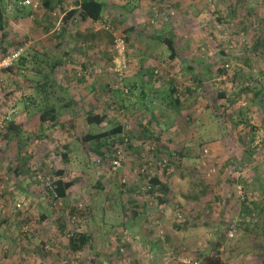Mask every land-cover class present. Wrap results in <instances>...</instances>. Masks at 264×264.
Listing matches in <instances>:
<instances>
[{
	"label": "rangeland",
	"instance_id": "1",
	"mask_svg": "<svg viewBox=\"0 0 264 264\" xmlns=\"http://www.w3.org/2000/svg\"><path fill=\"white\" fill-rule=\"evenodd\" d=\"M21 1L0 0V7L9 18V49L23 41L19 46L29 56L36 40L47 46L30 34L43 0ZM233 1L244 13L239 11L236 19L222 17ZM159 6L156 10L171 8L174 13L158 24L181 25L174 37L177 57L169 59L162 44L145 37L156 50L141 57L123 24L93 23L94 31L103 32L105 61L109 53L110 61L75 69L76 78H100L89 97L75 83L62 81L68 87L64 92L57 83L47 86L62 119L57 127L49 121L45 131L31 130L39 124V110L45 109L39 105L40 94L33 92V66L16 61L11 70L0 72V119L10 115L22 125L28 114L29 121L12 139L0 127V264H264V0H186L184 25L181 12L165 3ZM144 15L138 11L127 23L144 21L145 28L150 15ZM50 17L60 23L57 10ZM244 36L262 37L255 53L244 50ZM116 37L126 42L124 67L114 55ZM136 58L151 63L143 77L164 82L155 94L157 103L165 99L159 117H169L162 130L159 118L152 117L150 124L145 120L149 116L140 105ZM186 63L195 66L200 79L196 88L190 86L194 81ZM202 63H209L211 71L200 69ZM118 67L127 92L113 87L119 83ZM254 87L262 90L261 98L243 92ZM219 90L233 93L232 101L216 99ZM77 93L84 107L70 104L69 97ZM148 98L144 101L151 102ZM69 109H77L75 127L69 124ZM88 109L105 112L102 122L87 123ZM117 125L123 132L101 139L99 147L78 140ZM121 134L130 141L120 143ZM114 147L123 149V160L112 171L110 153L104 151ZM59 169L65 180L73 181L64 200L49 196L47 181L42 183L44 174ZM154 177L165 191L156 185L150 192ZM97 182L102 186L96 188ZM74 230L91 235L83 252H69L68 236Z\"/></svg>",
	"mask_w": 264,
	"mask_h": 264
},
{
	"label": "crops",
	"instance_id": "2",
	"mask_svg": "<svg viewBox=\"0 0 264 264\" xmlns=\"http://www.w3.org/2000/svg\"><path fill=\"white\" fill-rule=\"evenodd\" d=\"M46 1L47 2L43 3L42 7L39 9L40 15L34 18V25H33V27L31 26L32 28L30 29V34L33 35V37H35V39L36 38L39 40L42 39V42L45 41V44L47 43L46 44L47 46H44L43 43H42V45L39 44L40 41L36 40V42L37 41L38 42H37V45L35 42L33 50H32V48L28 49V53L33 51V54L35 52V55H33L32 53H31V55L28 54L29 56H26V60H27L26 64L27 65L29 64L33 67L39 66V65H43L46 67L45 64L39 63V60H40L39 54L40 53L42 54L45 51L52 52V54L56 57L55 63L57 64L56 69H55V73L53 76L54 83L59 84L60 89H63V92L66 91V89L68 88L67 86H64L63 83H71V84L75 83L74 87H78V86L82 87L83 88L82 92H87L88 93L87 97H89V91H91L94 88V86H98V84L101 83L99 80L100 78L95 77V79L94 78L89 79V78L81 77L79 79V78L75 77L74 71H76L75 69H79L80 67H92L97 63H102V64L106 63L108 65V62L110 61L111 56L109 53L108 56L106 57L107 59L105 61L104 50L106 49L107 45L105 44V40L103 38V32L94 31L91 28L92 27L91 25L93 24V22H91L90 20L83 21L79 18L72 20L65 27H62L61 19H62L63 15L68 10H71L73 8L78 7L77 1H79V0H46ZM101 1H103V3L105 4V7L102 11L101 18L98 21H103V22L107 23L108 25H110L111 22H113L115 25L117 23H119V25H121V26L123 24L122 29L126 33H128V41H129L130 45L131 46L134 45V49L138 51V53L140 54L141 57H143V55H146L149 50L154 48L152 43L148 44L142 38V37H145V38H149L148 40H153L154 38L152 37V34L148 33V32L146 34V32H142L143 30L151 29V32L153 31L154 33L161 30V33H165V34L167 33L170 36L176 37L179 34L177 31V28H178V26H181V25H179V23L175 22L174 23L175 25L171 28H166L165 26L160 25L158 30H156V29H154V27L148 26L147 23H146L147 27L144 28V25H145L144 21L139 22V24L138 23L132 24L130 22L127 23L128 20H131L133 17L135 19L138 11L140 13L143 12L145 14L144 18H148L149 13L153 8H155V7L159 8L160 7L159 5H161V3H165V5H169V6L173 7L174 9H176L177 12L178 11L181 12L180 23H182L183 25L185 23L186 0H101ZM235 3L236 2L233 1L229 6H226L223 8V9H225V16H222V17H225L228 19V17L231 18L234 16L233 18L236 19V16L238 17V14L240 12L244 13L242 8L236 7L234 5ZM219 7L221 8L223 6L219 5ZM56 10L58 11V14L60 16L59 17L60 23L57 21L55 23L54 18L50 17L51 12H54ZM6 18L9 21V18L7 15H6ZM51 20L54 23L53 24L54 27L53 28L50 27L49 29H46V27L49 26V22ZM122 20H124L123 21L124 23L121 22ZM115 22H117V23H115ZM125 23H127V24H125ZM50 34H51V36H49ZM45 36H47V37H45ZM48 36L50 38H53V40L46 39V38H48ZM24 37H25V35H24ZM24 37H23V39H24ZM155 50L156 49L154 48L153 51H155ZM164 50H165V48H164ZM134 63H135V66L139 67L136 72L138 74H140L139 80H138L139 85H137V87L142 88V90H143L141 92V95H140V97L143 99L141 101L142 103H140V105H142L144 107V111L146 110V114L149 116L145 120L148 122V124H150L151 121H154V120H150L152 117H156V119L159 118L157 121L159 122L160 130H162L161 126L163 125V123L167 122V119L169 117H167V115H166L165 121L159 117L161 115L160 111H162V109H163L162 108L163 107L162 102L165 99L162 100V98L159 97V99L162 101H159L157 103V100L155 99V94L160 92V88L162 87L161 84L164 82H162L160 84L159 81L155 80L156 77H154V76H152L153 79H151V80L142 76V74H145V72L148 73V69L151 68L150 67L151 63H149V65L147 66L144 59H141V58L140 59L136 58V61ZM33 76L39 77V75L35 74L34 72H33L32 78H33ZM36 79H37V77H36ZM62 81H63V83H62ZM77 82H79V83H77ZM195 83L196 82H194V83L191 82L190 86H193L194 88H196ZM146 87H148V88H146ZM149 88H151V89L154 88V90L148 91L147 89H149ZM178 88L180 89V87H178ZM170 91H172V90H170ZM147 94H149L150 96H148ZM40 97L42 98V96H40ZM48 97H49V93H48ZM147 97H149L148 99L151 102L144 101V99ZM69 98L71 100L70 104L72 102H74L76 105V108H81V106L84 107L79 93H77L75 96H70ZM85 99H87V98H84L83 100H85ZM154 100H156V101H154ZM49 103L53 105L50 97H49ZM157 105H158V107H156ZM54 107H55V105H54ZM66 109H68V108H65V110ZM55 110L58 114V122H55V123H51L49 121L48 122L50 123V125H52V126L56 125L54 127H57L59 125V122H62V119H60L61 117H60V115L58 113V109L56 107H55ZM71 110L72 109H69V115H72V117H75L77 109H74V110H72V112H70ZM104 113L105 112L95 113V114H99L100 116H103ZM27 117H28V114H27ZM27 117H25L24 120H27L26 122L28 124L29 121H28ZM73 119H76V118H73ZM26 122H24L22 124V128H24L27 125ZM48 122L41 123L39 120V124L37 125V127L31 128V130L40 131L42 129L45 131V129H46L45 127L47 126L45 123L49 124ZM168 130L169 129H166V131H168ZM48 134H51V133L48 132ZM171 134H172V132H171ZM166 135H169V132H167Z\"/></svg>",
	"mask_w": 264,
	"mask_h": 264
},
{
	"label": "trees",
	"instance_id": "3",
	"mask_svg": "<svg viewBox=\"0 0 264 264\" xmlns=\"http://www.w3.org/2000/svg\"><path fill=\"white\" fill-rule=\"evenodd\" d=\"M45 2H47V1L44 0L43 3H45ZM77 3H78V7L73 8L71 10H68L63 15V17L61 19L62 27H65L67 24H69V22H71L72 20H74L76 18H79L83 21L90 20L93 23L95 21L100 20V18L102 16V11L105 7V4L103 3V1H101V0H79V1H77ZM238 6L239 5L236 4V7H238ZM156 9H160V8L155 7L153 10L150 11V13H149L150 19H149L148 25L151 27H154V29L158 30L161 23L158 24L157 23L158 21L151 22V19L157 20L153 16V13L157 11ZM169 9H171V8H169ZM5 14L6 13L3 10V8L0 7V57H2L8 51H11L9 49V47L13 46V43L10 41L8 34H7L8 19L6 18ZM246 16H244V17L246 18ZM233 17H231V18H233ZM167 20H169V19H167ZM217 20L219 23H221V17H217ZM166 21H163V22H166ZM150 23H154L155 25H151ZM53 24L54 23L51 20L49 22V26H47L46 29H49L50 27H52ZM257 28H258V26L255 27L254 30H256ZM259 29L262 30V28H259ZM151 34H152V37L154 38L153 40L159 42V44H162V46H164L165 50L169 52V59H174L177 57L176 42H175L173 36H170L167 33L166 34L161 33V30L156 32V33L153 32ZM242 36H243V33H242ZM242 40L244 43V45H243L244 50L245 51L250 50L254 53L257 51V49L261 45V42H263L262 37L261 38L258 37L257 39H252V38L247 39L244 36ZM22 42H19V43L22 45ZM19 45L15 46L14 49L22 47ZM14 49H12V50H14ZM39 58H40L39 63L45 64L46 67L43 65H39V66L34 67L35 74L39 75V77L36 76L37 79H33V81H34V83H32L33 92H35L37 95L40 94V96H42L39 105L45 106L44 110H42V111L39 110L40 113L38 115V118H39L41 123L48 122V121H50L51 123H55V122H58V114L55 110L54 105L49 103V97H48V93L46 92V89H47L48 85L52 86L55 84L53 76H54L56 65H57L55 63L56 57L52 54V52L45 51L42 54L41 53L39 54ZM26 61H27L26 56L23 53L21 55V57L19 58L18 63L25 64ZM12 68L13 67H10V68L4 70V72H7V71L11 70ZM194 68H195V66L193 64L186 63L185 70H187L190 73L192 72L193 81L196 83H199L200 79L197 76V74L195 72H193ZM200 69H202L204 72L211 71V67L209 66V63L208 64L202 63ZM174 90H176V89H173V92H174ZM243 92H245V93L251 92L254 95V98H258V97L261 98V96H262L261 95L262 90L260 88H258V89H256L255 87L250 88V89L245 88ZM231 95H233V93H230L227 90H219L216 99H226L229 102V100H230L229 98ZM174 98L178 104V98L177 97H174ZM231 101L232 100H230V102ZM255 101H259V99H255ZM67 105H70V104L67 103ZM93 113L94 112L90 111L89 109L86 111L87 123H89V124L101 123L103 118H104V115L100 116L99 114H95V113L93 114ZM222 115H223V113H222ZM218 116H220V114L219 115L217 114V117ZM73 118L74 117H72V119H71L73 121H70L69 124L71 126L75 127L77 119H73ZM224 126H225V123H224ZM221 127L223 128V126H221ZM21 129H22V125L17 123L15 120L8 121L5 125V130H6L7 135H8L7 139H12L14 136L19 135V133L21 132ZM121 132H123V126L117 125L114 128H112L111 131H109V132L104 131V132H100V133H87V134H84L82 137H79L78 140L81 143H85V142L86 143L87 142L96 143L97 144L96 147H99L101 139L107 138L108 136L119 135ZM123 137L127 138V141H130V138L128 137V135H122L121 134L120 137L118 138V141L120 143L124 142ZM116 149H117V147L113 148V150H116ZM108 150L109 149L106 148V150H105L106 152L104 151V154L110 153L112 151V149H110V151H108ZM174 154H175V152H174ZM15 171L17 172V169H15ZM44 176L46 177V179L44 177V180L42 181V183H45L47 181V184L44 186V188H45L46 192L49 194V196H51L55 200L66 199L67 196L69 195L73 181L72 180L67 181L63 178V170H61V169L56 170L53 175H48L46 173V174H44ZM39 180H41V179L39 178ZM151 183H152V187L150 190L151 193L155 192L156 188L154 186H156V185L161 186V189L163 191L166 190L165 187L162 184H160V181L155 177L151 178ZM94 186L97 188V187H101L102 184L97 182L94 184ZM158 189L159 188H157V190ZM60 231L65 232V226L64 225L60 226ZM90 241H91V235H89L88 233H85V232L80 231V230H74V231L70 232V234L68 236V241H67L69 252L76 253V252L85 251L87 248L90 247Z\"/></svg>",
	"mask_w": 264,
	"mask_h": 264
},
{
	"label": "built area",
	"instance_id": "4",
	"mask_svg": "<svg viewBox=\"0 0 264 264\" xmlns=\"http://www.w3.org/2000/svg\"><path fill=\"white\" fill-rule=\"evenodd\" d=\"M31 0H23L20 2L21 5H25L30 3ZM37 4H33V7H36ZM174 12L169 9V10H157L156 12L153 13L154 18H156L157 20L151 19V22H155V21H166L167 18L172 15ZM97 21H95L94 23H96ZM25 47H19L17 49L8 51L6 54H4L2 57H0V72L3 70H6L10 67H12L14 65V63L16 61L19 60V58L21 57V55L24 53ZM125 52H126V42L125 39L122 37H116V39L114 40V55L116 57V59H120L122 61V67L125 66ZM122 67H118L115 68V72L116 74L119 76V83L118 85H114V88L120 89L122 90L123 87V82L121 79L122 76ZM124 92H127V89L124 88L123 89ZM12 120L10 115H6L4 118L0 119V127H4L8 121ZM124 141H127V138L124 137ZM123 160V149H118V150H113L110 152V168L112 169V171H115L116 169H118L121 166V162ZM210 171H213V169H211ZM38 177L40 178V176L38 175ZM1 193V190H0ZM17 207H21V205L19 203L16 204ZM0 208H3V204H0ZM228 233L230 235H232L233 233V228H230V230L228 231Z\"/></svg>",
	"mask_w": 264,
	"mask_h": 264
}]
</instances>
